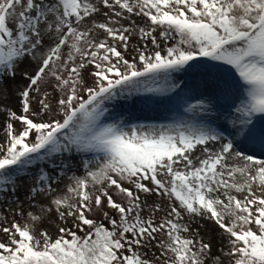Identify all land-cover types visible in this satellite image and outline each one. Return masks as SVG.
<instances>
[{
  "label": "snow or ice",
  "instance_id": "obj_1",
  "mask_svg": "<svg viewBox=\"0 0 264 264\" xmlns=\"http://www.w3.org/2000/svg\"><path fill=\"white\" fill-rule=\"evenodd\" d=\"M9 89L20 111L0 109V201L18 207L0 226V264H264V0H0V94ZM138 96L175 99L191 116L110 120L109 102ZM77 166L83 175L68 176ZM21 187L39 214L23 211ZM53 212L55 238L37 227ZM196 218L222 230L217 254Z\"/></svg>",
  "mask_w": 264,
  "mask_h": 264
},
{
  "label": "rangeland",
  "instance_id": "obj_2",
  "mask_svg": "<svg viewBox=\"0 0 264 264\" xmlns=\"http://www.w3.org/2000/svg\"><path fill=\"white\" fill-rule=\"evenodd\" d=\"M100 19V17H98ZM135 19V18H134ZM137 24H143V21L141 19H136ZM127 23V21L125 22ZM135 38H133V43H135ZM90 68L85 70L84 77L85 79L88 78ZM176 78L178 82H186L189 85L193 83V77L191 74L185 75V74H176ZM229 82L234 81L237 79L234 73H232L229 77ZM90 82V81H89ZM18 84H26L27 81L19 80L17 81ZM49 92H51V89H47ZM233 91L235 92L236 89L233 87ZM143 95H151V94H143ZM51 103H55V94H52ZM113 103H119L121 107L113 108ZM220 104L223 106L225 105V101L221 100ZM4 106H7L11 108L12 110H15L19 113V100L18 96L9 89L8 92H5L3 94H0V109H3ZM109 110L112 113V116L110 120H114L117 118H123V120L128 124H169L173 122H180L184 120H188L191 116V114L184 112V107L179 105L175 99L172 101H169L163 97H153L152 99H149L147 101L143 100L141 97H135L134 101H127V100H119L116 102H109L108 104ZM222 110L225 111L224 107L218 108L216 111ZM117 113L120 114L119 117H117ZM214 119V123L216 125H224L223 117L221 116L220 119ZM6 116L3 111H0V142H4L5 135H6ZM256 126L257 128L264 127V116H258L256 118ZM14 127L18 128L19 124L14 123ZM227 134V133H226ZM225 134V135H226ZM73 172L77 175H83L82 169L77 166L76 168H72L69 170L68 176H70ZM36 173L35 171H31L29 176L24 178L20 183L23 186H27L33 183V179L35 177ZM68 176H63L60 178V183L56 184L53 183L54 188L58 189H64L65 185L69 183ZM242 178L237 175V180H241ZM17 196L19 197V201L23 202V211L27 213L28 211H32L34 213L39 214L40 208L39 206L29 208V205L27 203L28 198L25 195L24 187H21V189L18 191ZM242 194H238V198H240ZM16 200L15 196L12 197H4L3 201H0V212L3 213V216L7 217V221L5 222L3 219H0V226H10L13 219V213L9 211L11 210H17V203L15 202H9V201ZM37 200L39 201V204L43 207H48V201L47 199H44L42 197H37ZM148 203L151 204L153 201L160 203L161 200L159 197L152 195L151 197L147 198ZM166 203V201L164 202ZM115 215V213H112ZM145 214H147V209ZM161 213H157V216H160ZM26 218V217H25ZM15 220L17 222H24V219L21 218L20 215H15ZM185 220L188 221L189 218L185 216ZM106 223V222H105ZM57 226H62V222L58 219L57 214L53 212L51 215L46 216L43 221L37 226L38 230H45L47 231L53 238L56 237L58 234ZM68 227H71V221H69ZM191 227L193 229L199 228L200 235L204 237L205 240L211 239L212 242V252L213 254L218 253V249L221 247V245L224 243L223 237H222V230H220L217 226H215L211 221L208 220H200L199 218H196L195 220L191 221ZM6 236L3 234L2 231H0V241L5 240ZM154 251L159 254L158 249H154ZM152 253L149 252V256H151Z\"/></svg>",
  "mask_w": 264,
  "mask_h": 264
},
{
  "label": "bare ground",
  "instance_id": "obj_3",
  "mask_svg": "<svg viewBox=\"0 0 264 264\" xmlns=\"http://www.w3.org/2000/svg\"><path fill=\"white\" fill-rule=\"evenodd\" d=\"M218 113H223L224 111H222V110H218L217 111ZM227 133V132H226ZM225 133V134H226ZM227 135V134H226ZM257 152H258V158H264V154H262V153H259V151L257 150Z\"/></svg>",
  "mask_w": 264,
  "mask_h": 264
}]
</instances>
